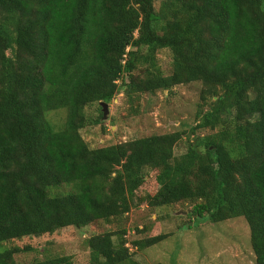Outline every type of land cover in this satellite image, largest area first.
Listing matches in <instances>:
<instances>
[{
	"label": "trees",
	"instance_id": "16d2710c",
	"mask_svg": "<svg viewBox=\"0 0 264 264\" xmlns=\"http://www.w3.org/2000/svg\"><path fill=\"white\" fill-rule=\"evenodd\" d=\"M156 1L0 0V264L32 250L5 246L13 240L122 218L147 169L157 187L140 202L192 203V218L214 224L244 218L264 264V0H162L158 12ZM163 49L169 76L157 61ZM121 79L128 95L204 85L185 154L175 156L180 132L88 146L85 109L110 104ZM58 110L67 111L62 128L48 119ZM125 235L88 238L90 264H139Z\"/></svg>",
	"mask_w": 264,
	"mask_h": 264
},
{
	"label": "rangeland",
	"instance_id": "374dc122",
	"mask_svg": "<svg viewBox=\"0 0 264 264\" xmlns=\"http://www.w3.org/2000/svg\"><path fill=\"white\" fill-rule=\"evenodd\" d=\"M161 2L162 0L155 2L157 12ZM157 61L163 75L169 76L173 61L171 51L160 50ZM133 74L143 76L141 69ZM122 84L121 79L118 81L119 91L109 104L108 120L95 124L102 113L100 103L86 107L88 121L81 135L88 146L96 149L152 135L180 132L185 135L175 147V156L185 154L189 142L195 140L190 131L196 125L199 106L203 104L201 97L204 85L195 82L179 85L171 91L128 95ZM66 117V110L54 111L48 115V119L57 128L64 126ZM209 133L208 130L200 135ZM145 174V183L138 190L131 211L122 218L111 223L98 221L80 229H61L52 235L13 240L5 246L21 249L31 247V251L15 255L18 264H29L36 259L54 256L69 257L72 264H90V250L86 244L88 238L125 230L128 247L139 264H256L250 229L244 218H234L218 224L207 220L198 221L191 217L193 204L188 202L151 209L140 200L157 187V174L149 169ZM69 190L70 188L63 187L57 191ZM158 235H168V238L142 250H136L133 246L134 241Z\"/></svg>",
	"mask_w": 264,
	"mask_h": 264
},
{
	"label": "water",
	"instance_id": "95a60500",
	"mask_svg": "<svg viewBox=\"0 0 264 264\" xmlns=\"http://www.w3.org/2000/svg\"><path fill=\"white\" fill-rule=\"evenodd\" d=\"M100 107L102 109L103 119L108 120L110 115L109 104L106 102H100Z\"/></svg>",
	"mask_w": 264,
	"mask_h": 264
}]
</instances>
